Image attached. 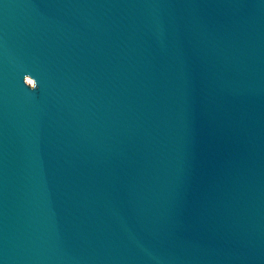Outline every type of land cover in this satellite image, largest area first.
Here are the masks:
<instances>
[{
	"label": "water",
	"instance_id": "95a60500",
	"mask_svg": "<svg viewBox=\"0 0 264 264\" xmlns=\"http://www.w3.org/2000/svg\"><path fill=\"white\" fill-rule=\"evenodd\" d=\"M0 264H264V0H0Z\"/></svg>",
	"mask_w": 264,
	"mask_h": 264
},
{
	"label": "bare ground",
	"instance_id": "6f19581e",
	"mask_svg": "<svg viewBox=\"0 0 264 264\" xmlns=\"http://www.w3.org/2000/svg\"><path fill=\"white\" fill-rule=\"evenodd\" d=\"M29 83L33 84L34 81L31 78H28Z\"/></svg>",
	"mask_w": 264,
	"mask_h": 264
}]
</instances>
